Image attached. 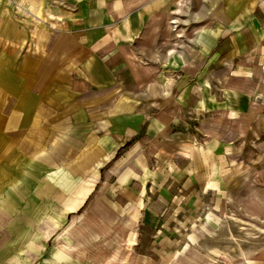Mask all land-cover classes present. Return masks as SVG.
Returning <instances> with one entry per match:
<instances>
[{
	"label": "crops",
	"instance_id": "obj_1",
	"mask_svg": "<svg viewBox=\"0 0 264 264\" xmlns=\"http://www.w3.org/2000/svg\"><path fill=\"white\" fill-rule=\"evenodd\" d=\"M105 2L98 23L77 14L76 21L54 32L40 55H21L15 64L0 59V264H80L76 246L82 238L70 235L71 230L61 232L92 196H110L120 213L136 217L139 228L156 202L149 167L171 153L172 135L155 108L159 82L143 71L156 69L140 60L133 44L142 29L149 34L167 17L173 2ZM177 3L186 6L188 0ZM224 6V13L213 14L215 22L196 21L193 48L214 63H230L229 72L236 61L245 60L249 74L233 75L232 81L249 80L253 86L243 94L244 103L227 109L225 117L240 135L263 139L264 0ZM198 131L197 123L194 140L180 143L182 149L198 146L217 155L211 142L231 146L214 134L206 141ZM20 145L39 156V172L31 181L26 164L13 160L22 156ZM146 145L155 152L147 154ZM18 212L25 217L21 227L31 230L14 241L12 220ZM100 220L103 227L112 226L104 217ZM65 236L80 241L67 244Z\"/></svg>",
	"mask_w": 264,
	"mask_h": 264
},
{
	"label": "rangeland",
	"instance_id": "obj_2",
	"mask_svg": "<svg viewBox=\"0 0 264 264\" xmlns=\"http://www.w3.org/2000/svg\"><path fill=\"white\" fill-rule=\"evenodd\" d=\"M105 1L0 0V59L15 64L21 55H40L54 32L76 21L77 14L98 23ZM172 2L167 17L159 19L149 34L142 29L133 44L139 47L140 60L150 61L156 69L155 73L146 67L143 71L159 82L155 108L167 120L172 135L171 153L149 167L156 202L139 228L136 217L120 213L110 196H92L61 232L68 235L71 230L70 235L75 232L82 238L81 244L79 238L62 239L78 243L80 264H264V138L252 141L240 135L225 117L227 109L244 103L243 94L253 86L249 80L247 84L232 81L233 75L249 74L248 64L238 60L230 73V63H214L192 48L199 29L193 18L198 16L205 24L215 22L213 14L224 13V0H188L190 9ZM211 4L216 5L213 13H209ZM174 17L177 23L171 28ZM197 123L198 134L206 141L214 134L231 146L220 148L217 141L211 142L217 155L198 146L182 149L180 143L194 140ZM151 148L146 145L144 150L153 154ZM19 153L22 156L13 160L26 164L25 174L31 181L39 172L35 164L39 156L35 149L24 150L21 145ZM14 214L17 241L21 235H30L31 229L21 227L26 222L20 212ZM102 216L112 226L103 227ZM49 237L46 253L52 234ZM63 241L59 245L68 250Z\"/></svg>",
	"mask_w": 264,
	"mask_h": 264
},
{
	"label": "bare ground",
	"instance_id": "obj_3",
	"mask_svg": "<svg viewBox=\"0 0 264 264\" xmlns=\"http://www.w3.org/2000/svg\"><path fill=\"white\" fill-rule=\"evenodd\" d=\"M177 1H181V0H177ZM237 0H224V2L226 3V4H230V3H233L234 4V2H236ZM184 2V1H183ZM212 3V2H211ZM215 3V2H214ZM236 6V5H235ZM186 7H187V9H190V4H189V2L187 3V5H186ZM215 7H216V5L215 4H211L210 5V7H209V13H213L214 12V10H215ZM29 9V8H28ZM48 9V8H47ZM237 9V8H236ZM234 11V10H233ZM49 14V13H48ZM59 15H61V14H59ZM36 18V17H35ZM41 18V17H40ZM60 19V18H59ZM194 20H196V21H198V22H200L199 20H200V18L198 17V16H195L194 18H193ZM175 23H177V18L176 17H174L172 20H171V22H170V27L171 28H174L175 27V25H173V24H175ZM177 27V26H176ZM206 28V27H205ZM176 29V28H175ZM177 30V29H176ZM183 36V34L181 33V32H179L178 33V36L177 37H182ZM193 48V47H192ZM193 49H195V48H193ZM196 50V49H195ZM173 51V50H172ZM175 51V50H174ZM172 54V53H171ZM230 116V115H229ZM131 233V232H130ZM68 242V241H67ZM131 243V242H130ZM132 249V248H131ZM62 252V251H61ZM60 254V253H59Z\"/></svg>",
	"mask_w": 264,
	"mask_h": 264
}]
</instances>
